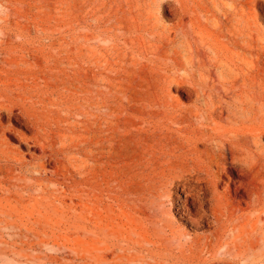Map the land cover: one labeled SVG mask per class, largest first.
I'll return each instance as SVG.
<instances>
[{
	"label": "bare ground",
	"instance_id": "6f19581e",
	"mask_svg": "<svg viewBox=\"0 0 264 264\" xmlns=\"http://www.w3.org/2000/svg\"><path fill=\"white\" fill-rule=\"evenodd\" d=\"M0 11L13 19L0 32V200L51 182L59 193L68 177L71 196L94 210L133 165L162 256L173 254L163 219L175 212L211 228L205 264H264V0H1ZM59 30L75 52H52ZM32 32L48 52L13 40ZM96 42L110 45L109 62ZM130 54L135 136L105 117L109 95L118 109ZM61 111L85 118L83 135Z\"/></svg>",
	"mask_w": 264,
	"mask_h": 264
},
{
	"label": "rangeland",
	"instance_id": "374dc122",
	"mask_svg": "<svg viewBox=\"0 0 264 264\" xmlns=\"http://www.w3.org/2000/svg\"><path fill=\"white\" fill-rule=\"evenodd\" d=\"M172 21L173 17L167 14V22ZM12 22V18L7 21L4 13L0 11V32L3 37L10 33ZM262 28L264 30V25ZM85 30L79 31L81 34L87 33L89 37L91 31ZM59 31L60 33H57L59 38L55 41L52 52L59 55L75 52L74 45L66 44L69 38L63 36L64 30ZM13 40L19 44L32 43V47L38 48L37 52L46 53L49 50L48 42L36 38L33 32L27 39ZM98 45L109 62L110 45L96 42L91 47ZM128 58L126 66L129 73L123 72L118 109L113 111L109 95V109L105 117L107 116L109 121L115 115L120 116L122 133L125 136H135V55L130 54ZM175 99L182 107L191 104V99L183 98L180 94L175 96ZM54 106L49 108L56 109ZM59 114L66 118L64 112L61 111ZM66 119L73 125L74 137L83 135V124L79 122L85 119L84 117L73 114ZM9 125L11 130L24 133L16 123ZM6 142L11 152L20 153L25 155L26 160L29 159L26 150L18 147L16 138L7 135ZM131 167L132 169L128 171L124 170L116 189L112 185L109 186L111 190L109 187L106 188L101 207H97L96 203L92 204L94 210L86 203H78L71 196L69 187L71 180L68 177L66 180L58 177V182H62L61 186H57L60 188L59 193L51 192L50 189L53 188L51 182L43 192H30L31 194L24 192L22 198L13 195L10 199L0 200L7 211L6 216L0 214V264H205L210 260L211 253H208L201 243L211 228L197 230L181 222L175 212H171L163 219L165 230L175 234V238L168 245L173 248V254L169 257L161 255L163 245L154 231V225L160 226V223L156 224L155 217L152 216L154 211L137 195L136 189L139 185L133 177L134 166ZM110 182L109 179L108 185ZM159 218L162 219L161 216ZM140 255L143 256L142 260L139 258ZM227 259H230L229 255Z\"/></svg>",
	"mask_w": 264,
	"mask_h": 264
}]
</instances>
